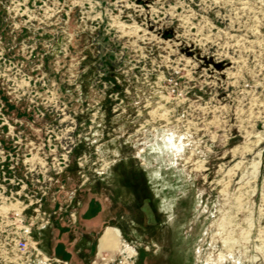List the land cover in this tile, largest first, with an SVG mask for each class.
Returning <instances> with one entry per match:
<instances>
[{"label":"rangeland","instance_id":"1","mask_svg":"<svg viewBox=\"0 0 264 264\" xmlns=\"http://www.w3.org/2000/svg\"><path fill=\"white\" fill-rule=\"evenodd\" d=\"M99 209L78 264H264V0H0V264Z\"/></svg>","mask_w":264,"mask_h":264},{"label":"flooded vegetation","instance_id":"2","mask_svg":"<svg viewBox=\"0 0 264 264\" xmlns=\"http://www.w3.org/2000/svg\"><path fill=\"white\" fill-rule=\"evenodd\" d=\"M106 213V212H105ZM105 213H102L100 209L97 212L96 220L93 221L90 225H85L83 222H80V226L72 225L71 228L73 230L64 231V233L61 235V239L57 240L54 238L53 245L56 246V249L58 248V254L61 258V263L63 264H78L77 261H86V258H89L90 256L94 255V252H89L85 256L78 257L79 253L78 251L73 252L71 249L75 247L76 242L80 241L82 238L85 241H88V237L92 236L94 239L96 238V234L99 233L101 235L102 231L106 228L104 227L105 224L108 222L107 215ZM111 222H108L107 224H110ZM105 228V229H103ZM117 228L121 230V227L117 225ZM102 229L101 233L100 230ZM75 230V231H74ZM79 231H82V235H80ZM74 233V236H70V234ZM78 233V234H77ZM77 234V235H76ZM64 235V236H63ZM100 235L97 237V240L99 239ZM76 236V237H75ZM72 238V240H71ZM72 247V248H71ZM97 248V245H96ZM91 254V255H90ZM97 254V251H96ZM143 258L140 260V264H143Z\"/></svg>","mask_w":264,"mask_h":264},{"label":"bare ground","instance_id":"3","mask_svg":"<svg viewBox=\"0 0 264 264\" xmlns=\"http://www.w3.org/2000/svg\"><path fill=\"white\" fill-rule=\"evenodd\" d=\"M119 245V231L107 228L98 241V251H116Z\"/></svg>","mask_w":264,"mask_h":264},{"label":"built area","instance_id":"4","mask_svg":"<svg viewBox=\"0 0 264 264\" xmlns=\"http://www.w3.org/2000/svg\"><path fill=\"white\" fill-rule=\"evenodd\" d=\"M23 234H24L25 238L28 239L29 238V229L26 228L25 231L23 232ZM18 245H19V249L21 251L26 252V250H27V244L25 242L19 241L18 242Z\"/></svg>","mask_w":264,"mask_h":264},{"label":"snow or ice","instance_id":"5","mask_svg":"<svg viewBox=\"0 0 264 264\" xmlns=\"http://www.w3.org/2000/svg\"><path fill=\"white\" fill-rule=\"evenodd\" d=\"M169 136H170V134H169ZM169 147H171V145H169Z\"/></svg>","mask_w":264,"mask_h":264}]
</instances>
